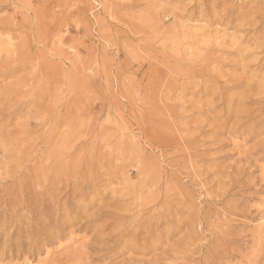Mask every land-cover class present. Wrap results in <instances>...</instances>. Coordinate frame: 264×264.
Returning <instances> with one entry per match:
<instances>
[{
  "label": "rangeland",
  "instance_id": "obj_1",
  "mask_svg": "<svg viewBox=\"0 0 264 264\" xmlns=\"http://www.w3.org/2000/svg\"><path fill=\"white\" fill-rule=\"evenodd\" d=\"M205 8L202 19L179 18L191 35L210 26L206 38L222 45L221 51H212L219 62L203 78L193 79L194 85L185 76L168 72L166 78L175 75L177 81L172 95H167L166 84L154 83L161 75L152 71L154 61L150 63L148 55L152 49L145 47L161 48L154 32L163 23H175L167 20L172 12L179 15ZM1 19L14 20L20 27L0 30V106L16 102L19 106L12 118H0V131H13L12 139L22 137L24 143H14L10 151L20 160L8 154L9 146H0V170H9L0 176V264H123L132 250L122 251L114 239L108 241L111 249L109 245L104 249L100 233L116 234L118 226H129L124 240L131 242L135 230L146 233L152 224V236L139 233L137 240L148 237L149 248L142 254L132 253V258L140 259L137 264H264V0H7L0 2ZM130 27H143L149 33L137 36ZM9 64L19 67L12 74L2 73ZM185 81L188 85H176ZM56 123L61 124L60 130L55 129ZM24 132L29 134L23 136ZM70 158L77 159L71 162ZM151 172L159 173L165 184L161 181L155 189L154 183L145 182ZM42 173L49 178L38 185ZM28 179L32 185H27ZM23 185L24 193L32 186L30 210L18 200ZM78 189L85 198L77 195ZM153 194L155 201L139 207L143 198L151 200ZM11 195L16 202L13 207L9 206ZM55 195L60 196L61 209L67 202L70 208L82 207L81 212L58 211L57 202H51ZM42 202L50 203L52 223L39 210ZM47 224L52 231H47Z\"/></svg>",
  "mask_w": 264,
  "mask_h": 264
},
{
  "label": "bare ground",
  "instance_id": "obj_2",
  "mask_svg": "<svg viewBox=\"0 0 264 264\" xmlns=\"http://www.w3.org/2000/svg\"><path fill=\"white\" fill-rule=\"evenodd\" d=\"M7 0H0V2H6ZM193 1V0H192ZM206 1V0H205ZM218 1V0H217ZM224 1V0H223ZM181 2V1H180ZM222 2V1H221ZM191 3V2H190ZM209 4V3H208ZM232 4V3H231ZM204 5V4H203ZM211 5V4H210ZM181 6V5H180ZM208 6V5H207ZM212 7V6H211ZM230 7V6H229ZM207 8V7H206ZM204 9V10H202V11H198V10H196V9H192L191 10V12H186L185 14H183V13H181L180 12V14L179 15H177L178 13L177 12H172L170 15H171V17L169 18L168 17V21L170 20L171 21V19H174V21H175V23H170L169 22V24H171V26H164V23L163 24H161L160 26H158V28H156V31L154 32V33H157L156 35H157V39H159V40H161V42L162 43H160L161 44V48L160 49H155V48H151L149 45L148 46H146L145 48H148V49H152V52H150V53H148V55L150 56V59L152 60L150 63H152L153 61H154V63L152 64V71H157L160 75H161V77H159V78H156V81H154V83H155V85H157V84H162V83H164V84H166L165 86H166V89H167V95L173 90V88L175 87V82L177 81V77L174 75V77H172V78H166L167 77V74H168V72H169V74L171 73V72H175L176 74H178L180 77H183V76H185V77H183V78H185V79H187V80H190V82L193 84V79H195V78H198V77H200V78H203V76H204V72H206V70H208V69H210V67H211V65L212 64H216V63H218L219 61V56H215V54L212 52L213 50H218V51H221V48H222V45L221 44H219V43H217V42H214V40H209L208 39V37L206 38V35H208V32L209 31H211V29H210V26L205 30H203V31H200V33H197V34H194V35H191L188 31H187V28H186V23L184 22V19L183 20H181L179 17H185L186 15H187V17H186V19H190L191 20V18L193 19V18H203L205 15H206V11H207V9ZM210 8V7H209ZM235 8V7H234ZM212 9V8H211ZM228 10V9H227ZM190 11V10H189ZM212 11V10H211ZM219 12V11H218ZM222 12V11H221ZM140 16V15H139ZM225 16V15H224ZM210 17V16H209ZM166 18V17H165ZM129 19V18H128ZM133 19V18H132ZM131 19V20H132ZM136 18H134V20H135ZM224 19V18H223ZM228 19V18H227ZM226 19V20H227ZM143 20V19H142ZM183 21V23L181 22V21ZM187 20V22H189ZM195 20V19H194ZM198 20V19H197ZM228 21V20H227ZM128 22V21H127ZM134 22H136V21H134ZM138 23H140L139 21H137ZM246 22H248V21H246ZM133 23V22H132ZM142 23V22H141ZM148 23V22H147ZM152 24V23H151ZM252 24V23H251ZM149 25V24H148ZM137 26V25H136ZM216 26V25H215ZM236 26H237V24H236ZM17 28V27H20V24L19 23H15L14 22V20H7V19H1L0 20V30H7V29H12V28ZM140 27V26H139ZM152 27V26H151ZM155 27V26H154ZM226 27V26H225ZM131 28V27H130ZM133 28V27H132ZM132 28H131V32H133V33H137L136 35L137 36H140V35H142V36H145V35H147L149 32L148 31H146V29H143V27L142 28H138L137 29V27L134 29V30H132ZM148 28V27H147ZM205 28V27H204ZM148 30V29H147ZM135 31V32H134ZM3 32V31H2ZM129 32V31H128ZM131 32H129V33H131ZM153 32V31H152ZM220 33V32H219ZM235 33V32H234ZM153 34V33H152ZM217 34V33H216ZM154 35V34H153ZM247 36V35H246ZM245 37V36H244ZM230 38V37H229ZM246 39V38H245ZM225 40V39H224ZM264 41V40H263ZM186 42H188V43H190L191 45H189V46H187V47H184V43H186ZM117 43V42H116ZM238 45V44H237ZM264 45V44H263ZM240 46V45H239ZM240 48V47H239ZM125 49V48H124ZM153 50H154V52H153ZM233 51V50H232ZM260 56V55H259ZM159 57L161 58V59H159ZM260 57H262V56H260ZM127 58V57H126ZM147 60V59H146ZM13 62V61H12ZM17 63L18 62H16L15 64L17 65ZM25 63H26V61H25ZM52 63V62H51ZM60 64V63H59ZM49 66H51V68L52 67H54L55 65H54V63L53 64H49ZM214 66V65H213ZM19 67V66H18ZM17 66L15 67V65L13 66V65H11V64H9L7 67H6V69H2L1 70V72L2 73H5V74H12L14 71H15V68H18ZM184 67H186V69L185 70H183V68ZM216 69V68H215ZM120 71V70H119ZM176 71H181V72H176ZM220 71V70H219ZM128 72V71H127ZM216 72V71H215ZM118 73V72H117ZM132 73V72H131ZM157 73V74H158ZM207 73V72H206ZM230 73V72H229ZM217 74V73H216ZM119 75V74H118ZM152 76V75H151ZM170 76V75H169ZM168 76V77H169ZM125 77V76H124ZM207 77V76H206ZM120 78V77H119ZM236 78V77H235ZM239 77H237L236 78V80L238 79ZM243 78V77H242ZM119 80V79H118ZM140 80V79H139ZM151 80L152 79H149V81H148V83H150V84H152L151 83ZM249 80V79H248ZM199 81V80H198ZM210 81V80H209ZM250 81V80H249ZM246 82H248V81H246ZM119 83V82H118ZM148 83H146V84H148ZM186 83H189V82H187V81H185V82H183V83H181V84H176V85H185ZM144 84V83H143ZM133 85V84H132ZM155 85H153V86H155ZM186 85H188V84H186ZM194 85V84H193ZM205 85V84H204ZM145 86V85H144ZM158 86H160V85H158ZM148 87V86H147ZM161 88H162V86H160ZM188 87V86H187ZM208 87V86H207ZM246 87V86H245ZM143 88V87H142ZM145 88V87H144ZM158 88V87H157ZM165 88V87H164ZM186 88V87H185ZM222 88V87H221ZM250 88V87H249ZM150 89V88H149ZM155 89V88H154ZM201 89H202V87H201ZM145 90V89H144ZM160 90V89H159ZM177 90V89H176ZM204 90V89H203ZM247 90V89H246ZM248 90H250V89H248ZM13 91V90H12ZM11 91V92H12ZM22 91H24V90H22ZM141 91V90H140ZM153 91V90H152ZM155 91V90H154ZM183 91V90H182ZM198 91V90H197ZM11 92H9V93H11ZM14 93H15V91H13ZM142 92V91H141ZM141 92H140V94H141ZM146 92V91H145ZM200 92V91H199ZM206 92V91H205ZM251 92V91H250ZM174 93V92H173ZM249 93V92H248ZM39 94H41V93H39ZM142 94H144V92L142 93ZM146 94H148V96H149V92H147ZM202 94H203V91H202ZM150 95H154L153 93H151ZM159 95V94H158ZM170 95V94H169ZM171 95H172V92H171ZM203 95H205V94H203ZM207 95H209V94H207ZM245 95V94H244ZM37 96V95H36ZM144 96H145V94H144ZM156 97H155V100H157V101H155V102H158V98L159 97H157V94L155 95ZM174 96H176V95H174ZM177 96H178V94H177ZM194 96V95H193ZM202 96V95H201ZM206 96V95H205ZM246 97H247V94L245 95ZM250 96H251V94H250ZM249 96V97H250ZM257 96V95H256ZM147 97V96H146ZM153 97V96H152ZM168 97H171V96H168ZM11 98V97H10ZM165 97H161L160 96V99L161 100H163V101H169V100H165L164 99ZM248 98V97H247ZM138 99V98H137ZM139 99H140V97H139ZM141 99H143V98H141ZM147 99H149V98H147ZM153 99V98H152ZM159 99V102L161 101ZM137 101V100H136ZM147 101V100H146ZM203 101V100H202ZM141 102V101H140ZM26 103V102H25ZM135 103V102H134ZM164 103V102H163ZM163 103H158V104H160V105H162ZM173 103V102H172ZM208 103V102H207ZM241 102H239V104H240ZM24 104V103H23ZM151 104V103H150ZM152 104H153V102H152ZM151 104V105H152ZM155 104V103H154ZM169 103L167 102V105H168ZM171 104V103H170ZM211 104V103H210ZM244 104V103H243ZM9 105V104H8ZM25 105V104H24ZM23 105V106H24ZM134 105V104H133ZM142 105V104H141ZM149 105V104H148ZM159 105V106H160ZM164 105H166V103H164ZM173 105V104H172ZM174 105H175V103H174ZM173 105V106H174ZM242 105V104H241ZM6 106V105H5ZM150 106V105H149ZM148 106V107H149ZM210 106V105H209ZM142 107V106H141ZM160 107H162V109L164 108V106L162 105V106H160ZM240 107V106H239ZM47 108V107H46ZM55 108H57V107H55ZM145 108H146V106H145ZM151 108V107H150ZM155 108H158V105H157V107H155ZM168 108V107H167ZM19 109V106H18V104H17V102L15 103V104H11L9 107H4V106H0V118H4V117H10V118H12L18 111ZM135 109H136V105H135ZM139 109V108H138ZM141 109V108H140ZM160 109V108H159ZM142 110V109H141ZM154 110V109H153ZM157 110V109H156ZM165 110H167V109H165ZM245 110V109H244ZM59 111V110H58ZM109 111V110H108ZM148 111V110H147ZM162 112H163V110H161ZM167 111H169V110H167ZM166 111V112H167ZM171 111V110H170ZM169 111V112H170ZM173 111V110H172ZM149 112H152V113H157L158 111H155V112H153L152 110H150ZM149 112H145V113H148L149 114ZM161 112V113H162ZM175 112V111H174ZM152 113H150L151 115H152ZM159 113H160V110H159ZM158 114V113H157ZM163 114V113H162ZM165 114V113H164ZM143 115V114H142ZM154 115V114H153ZM171 115H173V114H171ZM171 115H170V117H171ZM178 115V114H177ZM246 115V114H245ZM244 115V116H245ZM251 114H249L248 116H250ZM158 116H160V115H158ZM165 116H166V114H165ZM169 116V115H168ZM239 115H238V113H236V117H238ZM247 116V117H248ZM143 117H144V115H143ZM154 117V116H153ZM155 117L157 118V116L155 115ZM162 117V116H161ZM176 117V116H175ZM175 117H174V119H175ZM178 117V116H177ZM155 118V119H156ZM165 118V117H164ZM163 118V119H164ZM173 118V117H172ZM60 120H61V118H59ZM152 119V118H151ZM154 119V120H155ZM158 119V118H157ZM161 119V118H160ZM166 119V118H165ZM168 119V118H167ZM171 119V118H170ZM179 119V118H178ZM45 120V119H44ZM249 120H250V118H249ZM264 120V119H263ZM46 121V120H45ZM151 121V120H150ZM159 121V120H158ZM167 121V120H166ZM165 121V122H166ZM186 121V120H185ZM248 121V120H247ZM246 121V122H247ZM59 122H61V121H59ZM58 122V123H59ZM163 122V121H162ZM176 122H178V120L176 121ZM179 122H181V121H179ZM178 122V123H179ZM35 123H38V122H35ZM34 123V124H35ZM44 122H42L41 123V125L43 124ZM58 123H56L55 124V129H59L60 127V125H58ZM149 123H151V122H149ZM177 123V124H178ZM28 124V123H27ZM33 124V125H34ZM157 124V123H156ZM172 124H175V123H172ZM242 124V123H241ZM251 124H252V122H251ZM262 124V123H261ZM169 125V124H168ZM180 125V124H179ZM186 125V124H185ZM243 125H244V123H243ZM36 126V125H35ZM39 126V125H38ZM38 126H37V128H38ZM178 126V125H177ZM240 126V125H239ZM28 127V126H27ZM40 127V126H39ZM242 128H244V127H242ZM28 129V128H27ZM31 129V128H30ZM42 129H44V127H42ZM54 129V130H55ZM181 129V128H180ZM179 129V130H180ZM185 129V128H184ZM0 130H2V127L0 126ZM60 130V129H59ZM178 130V129H177ZM238 130V129H237ZM242 130V129H241ZM262 130V129H261ZM37 131V130H36ZM184 131V130H183ZM182 131V132H183ZM239 131H240V129H239ZM258 131V130H257ZM259 131H260V129H259ZM189 132V131H188ZM10 132H1L0 131V146L1 147H4V146H9L10 148L8 149V151H9V153L8 154H10V156H11V153H10V151L12 150V148L14 149V146L15 145H13L14 143H16V145L17 144H19V146H20V144L22 145L23 143H24V139L22 138V137H19L20 139H17L16 138V141L14 140L15 139V137H14V139H12L13 137L12 136H14V132L13 131H11V133L9 134ZM28 134H29V132H27ZM27 133L25 134V132H24V135H23V133L22 134H20L21 136L23 135V136H27ZM31 133V132H30ZM57 133H58V131H57ZM173 133V132H172ZM184 133V132H183ZM190 133V132H189ZM192 133V132H191ZM44 134V133H43ZM42 134V135H43ZM56 134V133H55ZM59 135H60V133H58ZM40 135V134H39ZM179 135V134H178ZM177 135V136H178ZM185 135H186V133H185ZM191 135V134H190ZM189 135V136H190ZM195 135V134H194ZM41 136V135H40ZM58 136V135H57ZM170 136V135H169ZM176 136V135H175ZM174 136V137H175ZM171 137V136H170ZM181 137H182V134H181ZM180 137V138H181ZM184 137H188V134H187V136H184ZM192 137H194V136H192ZM24 138H26V137H24ZM40 138V137H39ZM183 138V137H182ZM186 139V138H185ZM26 140V139H25ZM182 140V139H181ZM186 143V142H185ZM190 143V142H189ZM27 144V143H26ZM94 144V143H93ZM179 144V143H178ZM29 145V144H28ZM177 146V145H176ZM181 146V145H180ZM260 146V145H259ZM263 146V145H262ZM7 147H6V149H7ZM27 147V146H26ZM5 148V147H4ZM4 148H3V151H4ZM182 148V147H181ZM22 149H24V148H22ZM186 149V148H185ZM17 149H15V151H16ZM26 150V149H25ZM141 150V149H140ZM139 150V151H140ZM182 150H184V149H182ZM194 150H196V149H194ZM14 151V150H13ZM62 151V150H61ZM74 151V150H73ZM93 151V150H92ZM92 151H90V152H92ZM178 151V150H177ZM186 151V150H185ZM18 152V151H17ZM23 153H24V150L22 151ZM59 152V151H58ZM89 152V151H88ZM89 152V153H90ZM96 152V151H95ZM176 152V151H175ZM181 152V151H180ZM194 152V151H193ZM19 153V152H18ZM49 153V152H48ZM70 153V152H69ZM74 153V152H73ZM77 153V152H76ZM75 153V154H76ZM195 153V152H194ZM16 155V152L14 153L13 152V155ZM68 154V153H67ZM71 154V153H70ZM99 154V153H98ZM98 154H97V156H98ZM196 154V153H195ZM2 155H5V154H2ZM11 156V157H17V156ZM20 155H22V154H20ZM43 155V154H42ZM46 155H48V154H46ZM64 155V154H63ZM72 155V154H71ZM70 155V156H71ZM183 155V154H182ZM197 155V154H196ZM6 156V155H5ZM68 155H66L65 157H67ZM70 156H68V157H70ZM101 156V155H100ZM198 156V155H197ZM204 156V155H203ZM41 157V156H40ZM48 157V156H47ZM64 157V158H65ZM72 157L73 158H75L73 155H72ZM86 157H87V155H86ZM90 157V156H89ZM99 157V156H98ZM109 157H110V155H109ZM193 157V156H192ZM42 158V157H41ZM71 159L70 158V160H71V162H72V160H74V161H76V159ZM79 158V157H78ZM146 158V157H145ZM155 158V157H154ZM12 159V158H11ZM15 159V158H14ZM17 159H18V157H17ZM21 158H19L18 160H20ZM47 159V158H46ZM62 159V162H63V158H61ZM96 159H97V157H96ZM172 159V158H171ZM7 160V159H6ZM10 160V159H9ZM70 160H69V162H70ZM85 160V159H84ZM11 161V160H10ZM23 161V160H22ZM26 161V160H25ZM41 161H42V159H41ZM136 161V160H135ZM2 163H3V161H1ZM0 162V163H1ZM45 162H47V161H45ZM65 162H66V160H65ZM95 162H97L96 160L94 161V163ZM145 162V161H144ZM176 162V161H175ZM8 163V162H7ZM14 163V162H13ZM17 163V162H16ZM15 163V164H16ZM84 163V162H83ZM93 163V162H92ZM4 164H5V162H4ZM4 164H3V166H4ZM9 164V163H8ZM12 163H10V165H11ZM14 164V165H15ZM43 164V163H42ZM55 164H57V163H55ZM54 164V165H55ZM62 164H64V163H62ZM70 164V163H69ZM161 164V163H160ZM196 164V163H195ZM1 165V164H0ZM13 165V164H12ZM16 165H18V164H16ZM59 165V164H58ZM43 166V165H42ZM47 166L48 165H46L45 167L47 168ZM61 166V165H60ZM65 166V165H64ZM68 166V165H67ZM159 166V165H158ZM184 166V165H183ZM182 166V167H183ZM188 166V165H187ZM192 166H194V165H192ZM213 166V165H212ZM2 167V166H1ZM5 167V166H4ZM51 167V166H50ZM50 167L48 168V169H50ZM58 167V166H57ZM70 167V166H69ZM76 167V166H75ZM82 167V166H81ZM106 167V166H105ZM117 167V166H116ZM161 167V166H160ZM191 167V166H190ZM201 167V166H200ZM7 168V167H6ZM16 168V167H15ZM14 168V169H15ZM40 168V167H39ZM45 168V169H46ZM52 169H54L53 167H51ZM65 168V167H64ZM63 168V169H64ZM77 168H79V167H77ZM111 168V167H110ZM191 168H194V167H191ZM236 168V167H235ZM240 168V167H239ZM8 169V168H7ZM11 169V168H10ZM48 169H46V170H48ZM51 169V170H52ZM58 169V168H57ZM72 169H73V167H72ZM116 169H118V168H116ZM199 169V168H198ZM241 169V168H240ZM41 170H43L42 169V167H41ZM56 169H54V171H55ZM60 170V169H59ZM58 170V171H59ZM75 170H77V169H74V171H72V172H74V174L76 173L75 172ZM105 170L106 169H104V172H105ZM196 170V169H195ZM194 170V171H195ZM235 170V169H234ZM233 170V172L235 173V171ZM12 171V170H11ZM39 170H37V172H38ZM44 171V170H43ZM60 171H62V169L60 170ZM107 171V170H106ZM112 171H114V170H112ZM111 171V172H112ZM202 171V170H201ZM210 171V170H209ZM208 171V172H209ZM232 171V170H231ZM5 172V171H4ZM15 172V171H14ZM20 172V171H19ZM35 172V171H34ZM46 173L48 172V171H45ZM49 172H50V170H49ZM52 172H53V170H52ZM52 172H51V174H52ZM65 172H66V170H65ZM110 172V173H111ZM198 172V174L199 173H201V172H199V170L197 171ZM217 172V171H216ZM230 172V171H229ZM6 174H9V170H7L6 172H5ZM5 173H3V172H1V170H0V176L1 175H3V174H5ZM22 173V172H21ZM25 173V172H24ZM54 173V172H53ZM56 173V172H55ZM58 173V172H57ZM79 173V172H78ZM107 173V172H106ZM114 173V172H113ZM207 173V172H206ZM209 173H211V172H209ZM208 173V174H209ZM236 173H237V171H236ZM235 173V174H236ZM35 174V173H34ZM49 174V173H48ZM64 174H66V173H64ZM64 174H62L63 176H64ZM120 174V173H119ZM195 174H196V171H195ZM227 174V173H226ZM231 174H232V172H231ZM30 174H26V177L27 176H29ZM32 175H33V173H32ZM31 175V176H32ZM54 175V174H53ZM52 175V176H53ZM61 174H59L58 176H57V178H56V176H55V178L56 179H58V177L60 176ZM71 175H73L72 173H71ZM70 175V176H71ZM113 175V174H112ZM112 175H111V177H112ZM171 175V174H170ZM173 175V174H172ZM175 175V174H174ZM202 175H203V172H202ZM230 175V174H229ZM229 175H227V176H229ZM234 175V174H233ZM9 176V175H8ZM13 176V175H12ZM24 176V175H23ZM52 176H51V178H52ZM62 176V177H63ZM67 176V175H66ZM78 176V175H77ZM92 176V175H91ZM168 176V175H167ZM199 176V175H198ZM209 177L211 176V174L210 175H208ZM226 176V177H227ZM238 176H240V174H238L237 175V178H238ZM7 177V176H6ZM25 177V178H26ZM33 177V176H32ZM39 177V176H38ZM47 175L45 174V173H42L41 174V178L40 179H38L39 180V183H38V185H42V179H47ZM69 177V176H68ZM73 176H71V178H72ZM188 177H190V176H188ZM208 177V178H209ZM221 177V176H220ZM1 178V177H0ZM18 178V177H17ZM36 178V177H35ZM49 178V177H48ZM50 178V179H51ZM105 178H106V174H105ZM207 178V177H206ZM224 178V177H223ZM235 178V177H234ZM3 179H5V178H3ZM2 179V180H3ZM22 179V178H21ZM50 179H49V181H50ZM64 179H65V177H64ZM67 179V178H66ZM108 179H109V175H108ZM191 179V178H190ZM233 179V178H232ZM236 179V178H235ZM17 180V179H16ZM35 180V179H34ZM68 180V179H67ZM77 180H79V179H77ZM102 180V179H101ZM106 180V179H105ZM163 179H162V176L161 175H159V173H157V172H151L150 173V175H149V178L148 179H145V182H151V183H154V185L156 186L155 187V189L156 188H158L159 186H160V183H161V181H162ZM175 180H177V179H175ZM223 181V180H220V179H218L217 178V181ZM225 180H226V178H225ZM229 180V179H228ZM238 180V179H237ZM52 181H53V179H52ZM166 181H167V179H166ZM235 180H233V182H234ZM248 181V180H247ZM25 182V181H24ZM28 182L29 183H27V181H26V183H27V185L28 184H31L30 183V181H29V179H28ZM61 182V181H60ZM59 182V183H60ZM63 182V181H62ZM64 182H65V180H64ZM163 182V181H162ZM202 182V181H201ZM200 182V183H201ZM212 181H210V183H211ZM215 182H216V179H215ZM224 182V181H223ZM227 182V181H226ZM20 183H22V182H19V184ZM34 183V182H33ZM52 182H50L49 184H51ZM56 183H58V182H55V184ZM90 183H91V181H90ZM164 184H165V180H164V182H163ZM173 183V182H172ZM176 183V182H175ZM208 183V182H207ZM219 183V182H218ZM222 183V182H221ZM239 183V182H238ZM23 184V183H22ZM21 184V185H22ZM44 184V183H43ZM47 184V183H46ZM66 185L64 186V184H63V186L64 187H67V181H66V183H65ZM159 184V185H158ZM236 184V183H235ZM32 185V184H31ZM30 185V186H31ZM61 185V184H60ZM59 185V186H60ZM72 185V184H71ZM152 185V184H151ZM223 185V184H222ZM226 185H227V183H226ZM17 186V185H16ZM30 186H28V188H26L27 190H26V193H24V185L22 186V193L21 194H23L22 195V199L20 198V199H18L19 200V202H20V204H22V201L24 202V204H25V207H26V209L27 210H30V204H29V199H30V197H31V193L33 192V190H32V192H31V187ZM48 186V185H47ZM47 186L45 187V189H47ZM51 186H54V184H51ZM50 186V187H51ZM74 186V185H73ZM94 186V185H93ZM76 187V186H75ZM201 187V186H200ZM202 187H203V185H202ZM228 187V186H227ZM20 188V187H19ZM80 188V187H79ZM82 188H84L83 186H82ZM160 188V187H159ZM172 188V187H171ZM178 188V187H177ZM177 188H175V189H177ZM39 189V188H38ZM44 189V190H45ZM71 189V188H70ZM173 189H174V187H173ZM18 190V189H17ZM49 190H50V188H49ZM59 190V189H58ZM63 190H65V189H63ZM62 190V191H63ZM158 190V189H157ZM161 189H159L158 190V192L160 191ZM43 191V190H42ZM61 190H59L58 192H60ZM74 191V190H73ZM76 191H77V189H76ZM78 191H79V189H78ZM80 191H82V190H80ZM80 191L78 192V194L77 195H80V196H83L84 198H85V194H84V192H82V193H80ZM156 191V190H155ZM165 191V190H164ZM163 191V192H164ZM186 191V190H185ZM48 192V191H47ZM64 192V191H63ZM152 192H153V190H152ZM162 192V193H163ZM207 192V191H206ZM37 193H39V190H38V192ZM114 193V192H113ZM157 193V192H156ZM178 193V192H177ZM208 193V192H207ZM6 194V193H5ZM70 194H73V192L71 193V190H70ZM165 194H167V193H165ZM74 195H75V193H74ZM171 195V194H170ZM190 195V194H189ZM206 196H207V194H205ZM9 196V195H8ZM163 196L165 197V195H164V193H163ZM174 196V195H173ZM179 196V195H178ZM18 197V196H17ZM64 197V196H63ZM152 197L154 198L155 197V195L153 194L152 195ZM152 197H151V200H149L148 198H143L142 200H141V204L139 205V207H141V208H143L145 205H149L151 202H153V201H155V198L154 199H152ZM5 198H6V196H5ZM14 198V196L13 195H11V198H10V201H9V206L11 207L12 206V204L15 202V200L13 199ZM16 198V197H15ZM37 198L38 197H36V198H34V199H36L37 200ZM41 198V197H40ZM64 198H66V197H64ZM71 198V197H70ZM171 198V197H170ZM178 198V197H177ZM181 198V197H180ZM179 198V199H180ZM1 199V198H0ZM8 199V198H7ZM42 199V198H41ZM63 199V198H62ZM72 199V198H71ZM193 199V198H192ZM17 200V199H16ZM48 200H50V198L48 199ZM88 200H90V199H88ZM87 199H85L83 202H86V201H88ZM163 200H165L164 198H163ZM172 200V199H171ZM171 200H170V203H171ZM174 200V199H173ZM4 201V200H3ZM43 201V200H42ZM51 201V200H50ZM62 201H64V200H62ZM71 201V200H70ZM160 201H162V198H161V200ZM18 202V203H19ZM39 202V201H38ZM51 202H54V203H56L57 202V209H58V211H60V210H62L65 214H66V211H78L79 209H80V212H81V208L80 207H77V206H75V207H73V208H70L69 207V204L66 202V203H63V205H62V209H61V206H60V196H58V195H55V197L52 199V201ZM114 202V201H113ZM167 202H168V200H167ZM16 203V202H15ZM70 203V202H69ZM73 203V202H72ZM71 203V204H72ZM79 203V202H78ZM178 203V202H177ZM183 203H185V202H183ZM182 203V204H183ZM191 203V202H190ZM70 204V205H71ZM80 204V203H79ZM153 204H155V203H153ZM160 204V203H159ZM162 204H163V201H162ZM168 204H169V202H168ZM74 205V204H73ZM88 205V203H86L85 204V206H87ZM91 205V204H90ZM157 205H158V203H157ZM172 205V204H171ZM170 205V206H171ZM36 206V205H35ZM79 206V205H78ZM159 206V205H158ZM191 206V205H190ZM2 207V206H1ZM13 207V206H12ZM18 207V206H17ZM49 207H50V203L49 202H47L46 204H43V202H42V204H40V207H39V210L40 211H43V213L47 216V218H50V212H49ZM173 207V206H172ZM185 207V206H184ZM18 208H21L22 209V207H18ZM36 208L38 209V206H36ZM156 208H158V207H156ZM180 208H181V206H180ZM180 208H179V210H180ZM190 208V207H189ZM197 208V207H196ZM201 208V207H200ZM20 209V210H21ZM23 209H24V207H23ZM34 209V208H33ZM144 209V208H143ZM160 209V208H159ZM174 209V208H173ZM173 209L171 208V211L172 212H174L173 211ZM177 209V208H176ZM182 209V208H181ZM20 210H18V211H20ZM25 211V213L24 214H27V212L28 211ZM89 210V209H88ZM151 210V209H150ZM196 210V209H195ZM7 211V210H6ZM24 211V210H23ZM32 211V210H31ZM56 211V210H55ZM94 211V210H93ZM159 211V210H158ZM57 212V211H56ZM80 212H79V214H80ZM83 212V211H82ZM137 212H139V211H137ZM136 212V213H137ZM153 212V211H152ZM157 212V211H156ZM171 212V213H172ZM203 212V211H202ZM209 212V211H208ZM7 213V212H6ZM22 213V212H21ZM55 214V212H51V214ZM73 213H75V212H73ZM110 213V212H109ZM135 213V212H134ZM140 213V212H139ZM169 213V212H168ZM189 213V212H188ZM192 213V212H191ZM190 213V214H191ZM210 213V212H209ZM232 213V212H231ZM8 214H9V212H8ZM8 214H6V215H8ZM54 214H53V216H54ZM77 214V213H76ZM156 214V213H155ZM157 214H159V213H157ZM35 215V214H34ZM44 215V216H45ZM75 215V214H74ZM84 215V214H83ZM136 215V214H135ZM170 215V214H169ZM169 215H166L167 217H170ZM202 215V214H201ZM227 215V214H226ZM3 216H4V214H3ZM3 216H1V218L3 217ZM24 216V215H23ZM58 218H59V216H60V213L58 212ZM61 216H63V215H61ZM69 216H70V214H69ZM115 216V215H114ZM131 216H133V214L131 215ZM153 216V215H152ZM156 216V215H155ZM204 216V215H203ZM11 217V216H10ZM9 217V218H10ZM37 217V216H36ZM35 217V218H36ZM52 217V216H51ZM55 217H56V215H55ZM55 217H53L54 219H55ZM65 217H66V215H65ZM68 217V216H67ZM141 217V216H140ZM157 217V216H156ZM159 217V216H158ZM172 217V216H171ZM185 217V216H184ZM12 218V217H11ZM33 218V217H32ZM46 218V219H47ZM61 218V217H60ZM59 218V219H60ZM84 218H85V216H84ZM135 218V217H134ZM175 217H173V219H174ZM189 218V217H188ZM188 218H187V220H188ZM234 218V217H233ZM59 219H57L58 221H59ZM64 219V218H63ZM141 219V218H140ZM9 220V219H8ZM12 220V219H11ZM27 220V219H26ZM51 220V218L47 221V222H51L50 221ZM86 220H88L87 218H86ZM85 220V222H87ZM178 220V219H177ZM208 220V219H207ZM3 221H6V220H3ZM2 221V222H3ZM13 221H14V219H13ZM13 221H10V222H13ZM54 221V220H53ZM52 221V222H53ZM136 221L139 223V225H140V220L139 219H136ZM165 221V220H164ZM163 221V222H164ZM174 221V220H173ZM179 221V220H178ZM205 221V220H204ZM1 222V221H0ZM19 222V221H18ZM40 222V221H39ZM51 222V223H52ZM89 222V221H88ZM184 222V221H183ZM182 222V223H183ZM6 223V222H5ZM5 223H3V224H5ZM7 223H8V221H7ZM16 223V222H15ZM35 223V222H34ZM57 223H59V222H57ZM94 223V222H93ZM190 223V222H189ZM196 223V222H195ZM14 224V223H13ZM36 224V223H35ZM62 224V223H61ZM91 224V223H90ZM111 224V223H110ZM160 224H161V222H160ZM163 224V223H162ZM166 224V223H165ZM177 224V223H176ZM185 224V223H184ZM2 225V224H1ZM12 225V224H11ZM10 225V226H11ZM16 225V224H15ZM19 225H21V224H19ZM18 225V226H19ZM23 225V224H22ZM33 225V224H32ZM153 226H154V224H152ZM168 225V224H167ZM196 225V224H195ZM107 226H108V224H107ZM152 226V227H153ZM169 226V225H168ZM4 227V226H3ZM24 227V226H23ZM48 227H49V230H48ZM85 227H87V226H85ZM84 227V228H85ZM91 227H92V224H91ZM90 227V228H91ZM95 227H96V225H95ZM152 227L151 228H146V230H144L146 233H147V235H146V233H144V232H141V228L140 229H138V230H135V233H134V231L132 230V232L131 233H134V234H131L132 235V240H131V242H128V240H124V236H125V233H126V230L129 228V226H127L126 228H124V229H122V227L121 226H118L117 227V229L116 230H119L120 228V230L119 231H117V233L115 234V233H111V234H102V233H100V241H102L103 242V245L102 246H104L103 248L104 249H106L107 250V248H108V241L109 240H111V239H114L119 245L118 246H120V248H121V250L123 251V250H127L128 248H129V250L131 249L132 250V253L133 252H138V254H139V252H141V254L142 253H145L147 250H148V245H149V241L147 240L148 239V237L147 238H142L143 240H137L138 239V236L140 235L139 233L141 232V233H144L146 236H152ZM156 227V226H155ZM186 227V226H185ZM22 227H20V229H21ZM27 228H29V227H27ZM32 228V227H31ZM159 228V227H158ZM171 228V230H172V227H170ZM187 228V227H186ZM1 229H3V228H0V230ZM25 229V228H24ZM30 229V228H29ZM46 229H47V231H49L50 232V230L52 229L51 228V226H48V224H47V226H46ZM46 229H45V231H46ZM54 229V228H53ZM134 229V228H133ZM160 229H161V227H160ZM163 230H164V228H162ZM168 229V228H167ZM167 229H165V231L167 230ZM182 229V228H181ZM193 229H194V227H193ZM130 230V231H131ZM184 230H186V229H184ZM20 231H22V230H20ZM52 231V230H51ZM94 231V230H93ZM97 231V230H96ZM105 231V230H104ZM129 231V232H130ZM143 231V230H142ZM169 231H170V229H169ZM11 232V231H10ZM15 232H16V230H15ZM27 232H28V230H27ZM27 232H26V237H27ZM39 232V231H38ZM159 232V231H158ZM172 232V231H171ZM17 233H18V231H17ZM29 233H34L33 231L31 232H29ZM48 233V232H47ZM104 233V232H103ZM166 234H167V232H165ZM1 234V233H0ZM25 234V233H24ZM32 234H31V237H33L34 238V235L32 236ZM35 234H36V232H35ZM126 234H128V233H126ZM155 234V233H154ZM171 234V233H170ZM190 234V233H189ZM97 235H98V231H97ZM157 234H155L154 236H156ZM172 235V234H171ZM7 236H8V232H7ZM17 235L15 234V237H16ZM20 236H21V234H20ZM24 236V235H23ZM36 236V235H35ZM145 236V237H146ZM153 236V237H154ZM30 237V238H31ZM93 237V236H92ZM126 237V236H125ZM157 237V236H156ZM12 238V237H11ZM14 238V237H13ZM22 238V237H21ZM27 238H29V237H27ZM32 238V239H33ZM168 238V237H167ZM166 238V239H167ZM10 239V238H9ZM96 239V238H95ZM152 239H154V238H152ZM1 240H3V239H1ZM6 240V239H5ZM12 240V239H11ZM14 240V239H13ZM17 240H19L18 239V237H17ZM24 240H25V238H24ZM28 240H30V239H28ZM156 240V239H155ZM7 241H8V239H7ZM15 241V240H14ZM23 241V240H22ZM156 241H158V239L156 240ZM5 242V241H4ZM24 242L25 241H23V244H24ZM39 242V241H38ZM101 242V243H102ZM151 242V241H150ZM18 244L20 243V242H17ZM26 243V242H25ZM30 243V242H29ZM138 243V244H137ZM156 243H158V242H156ZM2 244H5V243H2ZM27 244V243H26ZM154 244H155V242H154ZM161 244V243H160ZM32 245V244H31ZM1 246H3V245H1ZM10 246V245H9ZM12 246V245H11ZM10 246V247H11ZM22 246V245H21ZM13 247V246H12ZM101 247V246H100ZM107 247V248H106ZM112 247V246H111ZM115 247V246H114ZM154 247V246H153ZM198 247V246H197ZM211 247V246H210ZM214 247V246H213ZM5 248V247H4ZM15 248V247H14ZM109 248H110V245H109ZM127 248V249H126ZM111 249V248H110ZM115 249V248H114ZM229 249V248H228ZM16 250V249H15ZM116 250V249H115ZM137 250V251H136ZM154 250V249H153ZM28 251H30V250H28ZM117 251V250H116ZM5 252V251H4ZM18 253V252H17ZM108 253V252H107ZM122 253V255H123V252H121V251H119V249H118V251H117V253L116 254H121ZM131 253V256L133 255ZM148 253V252H147ZM219 253H220V250H219ZM219 253H217L218 255H220ZM108 255V254H107ZM114 255V254H113ZM145 255V254H144ZM222 255H223V253H222ZM264 255V254H263ZM106 256V255H105ZM104 256V257H105ZM112 256V255H111ZM110 256V257H111ZM127 257V258H125L124 259V263L123 264H137V262L139 261L140 262V259H137V255L135 256L136 258H132V257ZM117 257H120V256H117ZM140 257V256H139ZM205 257V256H204ZM213 257V256H212ZM221 257V256H220ZM229 257V256H228ZM114 258V257H113ZM140 258H143L142 256L140 257ZM151 258H152V256H151ZM247 258V257H246ZM108 259V258H107ZM112 259V258H111ZM110 259V260H111ZM164 259V258H163ZM217 260L219 259V258H216ZM261 259V258H260ZM143 260H145L144 258L142 259V261ZM166 261H167V259H165ZM244 260H246V259H244ZM120 261V260H119ZM158 262H159V260H158ZM194 262V261H193ZM226 262V261H225ZM224 262V263H225ZM161 263V262H160ZM227 263V262H226ZM120 264V263H119ZM122 264V263H121ZM138 264H140V263H138ZM141 264H143V263H141ZM146 264H147V262H146ZM158 264V263H157ZM206 264V263H205Z\"/></svg>",
  "mask_w": 264,
  "mask_h": 264
}]
</instances>
